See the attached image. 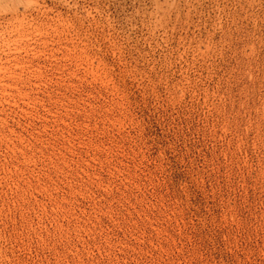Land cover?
<instances>
[{"label": "rangeland", "instance_id": "1", "mask_svg": "<svg viewBox=\"0 0 264 264\" xmlns=\"http://www.w3.org/2000/svg\"><path fill=\"white\" fill-rule=\"evenodd\" d=\"M0 264H264V0H0Z\"/></svg>", "mask_w": 264, "mask_h": 264}]
</instances>
